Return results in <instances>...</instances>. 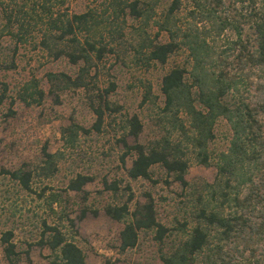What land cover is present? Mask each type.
I'll return each mask as SVG.
<instances>
[{
  "label": "trees",
  "instance_id": "trees-1",
  "mask_svg": "<svg viewBox=\"0 0 264 264\" xmlns=\"http://www.w3.org/2000/svg\"><path fill=\"white\" fill-rule=\"evenodd\" d=\"M64 3L0 0L1 31L15 41H33L47 58L62 57L76 67L72 74L46 72L48 92L81 89L94 116L87 128L73 120L60 127L61 148L49 151L44 144L36 162L0 169L53 215L50 221L39 218L36 240L48 250V264H91L75 243L76 231L60 192L85 200L84 185L94 176L75 172L60 192L47 190L44 181L58 171L64 151L77 145L80 133L100 132L106 117L115 121L120 105L108 99L113 83L100 88L97 79L98 64L107 55L145 68L163 65L171 56L181 58L160 77V105L150 85L142 83L140 104L155 110L151 121L158 135L136 140L142 124L131 114L121 120L117 139L120 164L130 158L125 168L129 179L156 184L152 166L157 165L165 184L179 185L181 219L170 226L158 221L148 192L142 193V201L132 200L129 192L120 202L105 203L103 213L122 222L119 252L136 245L139 231H148L161 264H264V0H99L78 12ZM8 96L0 82V103ZM43 97L34 76L14 91V98L26 105L39 104ZM219 118L229 136L224 148L213 153L209 144ZM127 134L133 143L126 142ZM190 162L213 166L212 180H186ZM35 184L43 186L36 190ZM101 185L118 191L117 181L102 178ZM16 211L12 207L11 216ZM13 237L11 228L0 229L6 263L32 264L28 248L17 250Z\"/></svg>",
  "mask_w": 264,
  "mask_h": 264
},
{
  "label": "rangeland",
  "instance_id": "rangeland-1",
  "mask_svg": "<svg viewBox=\"0 0 264 264\" xmlns=\"http://www.w3.org/2000/svg\"><path fill=\"white\" fill-rule=\"evenodd\" d=\"M98 1L65 0L64 5L71 11L78 12L85 5L96 4ZM1 21L0 17V29ZM160 39L164 40L165 35ZM180 60V56H171L163 65L153 64L145 68L134 66L127 58L122 63L113 55L105 56L98 64L97 79L100 88L106 87L109 82L113 83L108 99L120 105V110L114 116L115 121L109 122L106 117L100 132L90 130L88 134L80 133L77 145L64 151L58 171L44 181L47 190L60 192L66 179L75 172L94 176L91 182L84 185V189L88 191L85 200H80V194L60 192L62 199L67 201L64 210L72 218L76 231L75 243L83 251L88 263L161 264L158 245L148 231H139L136 245L119 252L117 238L122 222L105 215L102 206L108 202L124 200L129 192L132 200L142 201V193L148 192L154 202L158 221L170 226L175 223L174 219H181L177 202L179 185L176 182L165 184L162 180L163 170L157 165L152 166V178L159 179L156 184L140 178L129 179L125 168L129 166L130 158H125L124 164H120L118 156L121 148L117 142L122 133L121 120L131 114H136L142 124L136 140L144 142L158 135L151 121L155 110L146 103L140 104L142 83L150 85L151 93L156 95V102L160 105V77L174 62ZM75 68L65 58H47L34 46L33 41H15L0 30V82L6 84L9 95L0 103V169H13L22 162H36L44 144L49 151L61 148L59 129L70 120L85 128L91 125L94 116L87 107V99L81 89H66L56 94L48 92L46 72L63 71L72 74ZM30 76L38 79L39 86L44 91L39 104L26 105L14 98V91ZM213 130L214 139L209 144V149L214 153L226 145L229 130L221 118L216 120ZM125 140L127 143L134 142L133 137L128 134ZM214 172L213 166L190 162L185 179L198 177L211 181ZM102 178L117 181V193L105 190L101 185ZM126 183L129 190L125 188ZM42 186L35 184L32 188L37 190ZM63 203L60 209L63 208ZM12 207L18 209L13 216L10 214ZM55 209L58 211L59 206L55 205ZM43 216L47 221L53 217L43 209L41 200L34 193L18 188L0 173V229L13 230L16 249L22 251L27 247L32 264H48V250L36 244L40 230L39 218ZM0 264H7L1 251Z\"/></svg>",
  "mask_w": 264,
  "mask_h": 264
}]
</instances>
